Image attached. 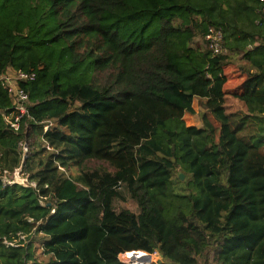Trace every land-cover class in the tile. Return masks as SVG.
Returning a JSON list of instances; mask_svg holds the SVG:
<instances>
[{"label":"trees","instance_id":"obj_1","mask_svg":"<svg viewBox=\"0 0 264 264\" xmlns=\"http://www.w3.org/2000/svg\"><path fill=\"white\" fill-rule=\"evenodd\" d=\"M8 69L36 78L19 131L0 81V264H264V0H0Z\"/></svg>","mask_w":264,"mask_h":264},{"label":"built area","instance_id":"obj_2","mask_svg":"<svg viewBox=\"0 0 264 264\" xmlns=\"http://www.w3.org/2000/svg\"><path fill=\"white\" fill-rule=\"evenodd\" d=\"M206 41L209 48L215 53L223 52V34L221 31L215 28H210L206 36ZM9 71L13 73V76L7 73ZM7 72L0 77V81L2 86L9 92V95L12 99L13 113L5 116V120L12 130L19 131L21 120L23 116L27 114V108L30 103L29 95L20 88L19 83L22 81H34L36 75L34 73H26L24 71H15L13 69H8ZM50 126H52V124L47 126L45 131H47ZM20 145L23 155L26 157L28 153V144L21 143ZM16 174H21V170H17L15 172V176ZM9 183H19L26 185L28 183V179L26 177L24 180H22V182L14 179L13 181H9ZM120 260L124 264H160L161 259L157 252L151 254L145 251H133L122 254L120 256Z\"/></svg>","mask_w":264,"mask_h":264},{"label":"rangeland","instance_id":"obj_3","mask_svg":"<svg viewBox=\"0 0 264 264\" xmlns=\"http://www.w3.org/2000/svg\"><path fill=\"white\" fill-rule=\"evenodd\" d=\"M241 66L246 67L247 65L245 63L243 64L242 61L240 62L235 61L231 63L230 66H228L225 70L229 78L228 84L226 86V89L229 92L227 99H226V108H227L228 113L247 112L246 105L231 95L232 92L237 91L243 83V78L239 73ZM7 73L13 76V73L11 71ZM194 108L196 110V114L195 115L187 114L185 116V121L187 125L189 126L193 125L197 127H202L201 108L198 104V100L195 101ZM55 126L56 125L53 123L52 127H55ZM25 178L26 177L24 176V173L16 174V176L14 175V179L19 182H22V180H24ZM122 196H123L122 200H118L115 202V209L118 212L122 209H128L138 214L139 213L138 206L136 202L132 199L131 194L125 188H123L122 190ZM42 241L43 239L41 237H38L37 239H35V242H34L35 255L39 261L48 262L50 257L44 254V248L42 245L43 244Z\"/></svg>","mask_w":264,"mask_h":264},{"label":"water","instance_id":"obj_4","mask_svg":"<svg viewBox=\"0 0 264 264\" xmlns=\"http://www.w3.org/2000/svg\"><path fill=\"white\" fill-rule=\"evenodd\" d=\"M181 179H182V180L184 179V175H181Z\"/></svg>","mask_w":264,"mask_h":264}]
</instances>
